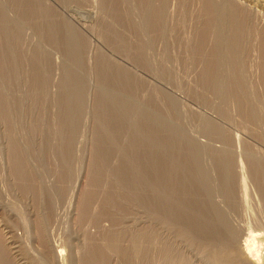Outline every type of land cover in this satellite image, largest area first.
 Here are the masks:
<instances>
[{
    "label": "rangeland",
    "instance_id": "1",
    "mask_svg": "<svg viewBox=\"0 0 264 264\" xmlns=\"http://www.w3.org/2000/svg\"><path fill=\"white\" fill-rule=\"evenodd\" d=\"M232 40L262 103L234 128ZM263 105L264 0H0V264H237L264 233Z\"/></svg>",
    "mask_w": 264,
    "mask_h": 264
},
{
    "label": "bare ground",
    "instance_id": "2",
    "mask_svg": "<svg viewBox=\"0 0 264 264\" xmlns=\"http://www.w3.org/2000/svg\"><path fill=\"white\" fill-rule=\"evenodd\" d=\"M150 16V15H149ZM212 24V23H211ZM218 24V23H217ZM134 25V24H133ZM237 29V28H236ZM239 29V28H238ZM147 30V29H146ZM217 32V31H216ZM232 32V31H231ZM242 32V31H241ZM238 34V33H237ZM229 38V37H228ZM234 38V37H233ZM232 38V39H233ZM242 38V37H241ZM237 39H239V38H237ZM207 41V40H206ZM233 41V40H232ZM235 41V40H234ZM233 41V42H234ZM241 42V41H240ZM216 43V42H215ZM231 43V42H230ZM256 43V42H255ZM240 44V43H239ZM221 45V44H220ZM238 42H234V43H231L230 45H228V50H229V57L231 58L230 60H229V62H231V63H229V69L227 70V79H226V91H227V98H228V103H229V108H228V118H229V120H230V126L232 127V128H234L233 126L234 125H236V124H234L233 125V123H236L235 122V120L237 119V121H238V118H239V121L238 122H241V123H245V121L246 120H248V118L252 115V116H255L254 114H253V112H255L256 113V111H258L257 109H260V110H262V108H261V106L260 105H262V103L260 104V102L258 103H256L257 104V107H254L253 105H252V98L254 97L253 96V92H251L250 91V87L252 86L251 85V76L250 75H248L247 74V72L244 70V69H246V68H244L245 66V64H246V62H245V64H243V62H241L242 61V59H241V57L239 58V54H242V51H241V49L240 48H237L238 46ZM203 46V45H202ZM250 46V45H249ZM225 47V46H224ZM243 47V46H242ZM216 48V47H215ZM128 49V48H127ZM223 50V49H222ZM215 51V50H214ZM206 55V54H205ZM222 55H224V54H222ZM228 55V54H227ZM243 56H244V54H243ZM203 59V58H202ZM215 59V58H214ZM241 59V60H240ZM249 59V58H248ZM205 60V59H204ZM218 60V59H217ZM245 61V60H244ZM77 62V61H76ZM222 62V61H221ZM205 63V62H204ZM223 63V62H222ZM77 64V63H76ZM205 65V64H204ZM217 65H218V63H217ZM225 65V64H224ZM163 70V69H162ZM247 70V69H246ZM250 70V69H249ZM165 72V71H164ZM221 72V71H220ZM225 72V71H224ZM250 71H248V73H249ZM218 74V73H217ZM252 75V74H251ZM76 76V75H75ZM169 76V75H168ZM254 76V75H253ZM72 78V77H71ZM203 78V77H202ZM209 78V77H208ZM253 78V77H252ZM69 79V78H68ZM78 81V80H77ZM82 81V80H81ZM130 82V81H129ZM74 84H76V83H74ZM83 84V83H82ZM218 84V83H217ZM252 84H254V83H252ZM223 85V84H222ZM76 86V85H75ZM225 87V86H224ZM223 87V88H224ZM255 87V86H254ZM253 87V88H254ZM119 88V87H118ZM252 88V87H251ZM252 88V90H254ZM204 91V90H203ZM206 94V93H205ZM223 94V93H222ZM256 93H254V95H255ZM203 96V95H202ZM211 98V97H210ZM219 98V97H218ZM214 99V98H213ZM212 99V100H213ZM219 101V100H218ZM64 102V101H63ZM254 102H256L255 101V99H254ZM253 102V103H254ZM223 105V104H222ZM175 106V105H174ZM256 106V105H255ZM264 106V105H263ZM85 107V106H84ZM76 113V112H75ZM258 113V112H257ZM225 114V113H224ZM223 115V114H222ZM261 114H259V116H260ZM256 117V116H255ZM251 118V117H250ZM260 119H262L261 117H259ZM260 119H258V120H260ZM181 120V119H180ZM264 120V119H263ZM263 122V121H262ZM207 123V122H206ZM229 123H228V125H229ZM83 124V123H82ZM203 124V123H202ZM214 124V123H213ZM217 124V123H216ZM239 124V123H238ZM237 124V125H238ZM246 124V123H245ZM239 125H241V126H243L244 127V124L242 125V124H239ZM238 125V126H239ZM237 127V126H236ZM235 127V130L236 129H238V128H236ZM220 128V127H219ZM230 128V127H229ZM242 128V127H241ZM244 129V128H243ZM257 129V128H256ZM211 130V129H210ZM233 130V129H232ZM247 130V129H246ZM140 131V130H139ZM230 130H228V132H229ZM237 131V130H236ZM240 131H243L242 129H240ZM233 132H234V130H233ZM230 133V132H229ZM220 134V133H219ZM156 135V134H155ZM175 136H176V134H174ZM232 135H234V133L232 134V132H231V134H230V141L232 142V140L233 139H231V137H232ZM140 136V135H139ZM236 136H237V133H236ZM235 136V137H236ZM172 137V136H171ZM239 138V137H238ZM235 139H237V138H235ZM240 139V138H239ZM238 140V139H237ZM146 142V141H145ZM193 142V141H192ZM236 142V141H235ZM233 144H231V146H232ZM235 145H236V143H235ZM225 148V147H224ZM228 148L230 149V150H232V147H230V144H229V146H228ZM235 148V147H234ZM184 149V148H183ZM204 149V148H203ZM226 149V148H225ZM178 150V149H177ZM209 151V150H208ZM235 151V150H234ZM224 152V151H223ZM261 152V151H260ZM187 153V152H186ZM234 153V152H233ZM174 154V153H173ZM202 154V153H201ZM224 154V153H223ZM188 155V154H187ZM190 155V154H189ZM222 156V155H221ZM257 156V155H256ZM197 157V156H196ZM263 157V156H262ZM192 158V157H191ZM189 159V158H188ZM197 159V158H196ZM203 159V158H202ZM173 161V160H172ZM190 161H191V159H190ZM206 161V160H205ZM159 162V161H158ZM161 162V161H160ZM194 163V162H193ZM209 163V162H208ZM199 164V163H198ZM173 165V164H172ZM224 165V164H223ZM219 166V165H218ZM137 167V166H136ZM176 167V168H175ZM238 167V166H237ZM236 167V168H237ZM161 168V167H160ZM173 168V170L174 171H176V173H177V171H185V170H183V168L182 167H178V165H176V166H173L172 167ZM171 168V169H172ZM224 169V168H223ZM241 169V168H240ZM227 170V169H226ZM236 170V169H235ZM192 171V170H191ZM198 171V170H197ZM237 171V170H236ZM187 172V171H186ZM186 172L184 173V174H186ZM183 173V172H182ZM188 173V172H187ZM238 173V172H237ZM214 175V174H213ZM138 176V175H137ZM171 176V175H170ZM221 176V175H220ZM157 177V176H156ZM204 177V176H203ZM207 177V176H206ZM222 177V176H221ZM234 177V176H233ZM153 178V177H152ZM159 178V177H158ZM161 178V177H160ZM262 178H263V176H262ZM62 179V178H61ZM142 179V178H141ZM209 179H211V178H209ZM237 179V178H236ZM171 180V179H170ZM206 180V179H205ZM227 180V179H226ZM159 181V180H158ZM185 181V180H184ZM207 181H208V179H207ZM211 181V180H210ZM178 182V181H177ZM238 182V181H237ZM160 183V182H159ZM204 183V182H203ZM261 183V182H260ZM258 184V183H257ZM262 184V183H261ZM171 185V184H170ZM217 185V184H216ZM153 187V186H152ZM189 187V186H188ZM226 187V186H225ZM150 188V187H149ZM186 188V187H185ZM184 188V189H185ZM197 189V188H196ZM168 190V189H167ZM230 190V189H229ZM163 191V190H162ZM227 191V190H226ZM165 192H166V190H165ZM176 192V191H175ZM205 192V191H204ZM231 193V192H230ZM229 193V194H230ZM180 194V193H179ZM191 194V193H190ZM241 194V193H240ZM184 195V194H183ZM222 195V194H221ZM212 196V195H211ZM175 197V196H174ZM221 197V196H220ZM224 197V196H223ZM168 198V197H167ZM173 198V197H172ZM180 198V197H179ZM56 199V198H55ZM148 199H149V197H148ZM162 199H163V197H162ZM192 200V199H191ZM194 200V199H193ZM192 200V201H193ZM226 200V199H225ZM232 200V199H231ZM166 201V200H165ZM178 201H180V200H178ZM241 201V200H240ZM239 201V202H240ZM151 202V201H150ZM184 202V201H183ZM85 203V202H84ZM179 203V202H178ZM177 203V204H178ZM204 203V202H203ZM242 203V202H241ZM240 203V204H241ZM184 204V203H183ZM182 204V205H183ZM190 204V203H189ZM194 204H195V201H194ZM208 204V203H207ZM158 205V204H157ZM160 205V204H159ZM172 205V204H171ZM179 206L181 205V203H179L178 204ZM185 205V204H184ZM193 205V204H192ZM203 205V204H202ZM168 206V205H167ZM241 206V205H240ZM254 206V205H253ZM172 207V206H171ZM178 207V206H177ZM176 207V208H177ZM193 207V206H192ZM230 207V206H229ZM149 208V207H148ZM180 208V207H179ZM188 208V207H187ZM199 208V207H198ZM227 208V207H226ZM234 208V207H233ZM167 209V208H166ZM182 209H185V208H183L182 207ZM189 209H190V207H189ZM189 209H187L188 211H189ZM193 209H194V207H193ZM192 209V210H193ZM213 209V208H212ZM221 209V208H220ZM225 209V208H224ZM229 209V208H228ZM174 209H172V211H173ZM178 210V209H177ZM198 210V209H197ZM231 210V209H230ZM180 211V210H179ZM186 211V210H185ZM246 211V210H245ZM260 211V210H259ZM181 212H182V210H181ZM181 212H180V214H181ZM193 212H196V211H193ZM202 213V212H201ZM209 213V212H208ZM175 214V213H174ZM184 214V213H183ZM193 214V213H192ZM196 214V213H195ZM247 214V213H246ZM194 215V214H193ZM198 216L200 215V214H197ZM226 215V214H225ZM258 215V214H257ZM158 216V215H157ZM181 216V215H180ZM186 216V215H185ZM184 216V217H185ZM187 216H189V215H187ZM203 216H204V214H203ZM202 216V217H203ZM206 216V215H205ZM214 216V215H213ZM219 216V215H218ZM183 217V216H182ZM220 217V216H219ZM229 217H230V215H229ZM256 217H258V216H256ZM173 218V217H172ZM189 218V217H188ZM187 218V219H188ZM222 218V217H221ZM221 218H218L219 220L221 219ZM235 218V217H234ZM243 218V217H242ZM186 219V220H187ZM194 218H192V220H193ZM262 219V218H261ZM209 220V219H208ZM212 220H213V217H212ZM188 221V220H187ZM200 221H201V219H200ZM199 221V222H200ZM205 221V220H204ZM210 221V220H209ZM209 221H205L206 223H208ZM221 221V220H220ZM220 221H218V222H220ZM213 223L215 222H217V221H212ZM224 222H226V221H224ZM229 222V221H228ZM233 222V221H232ZM238 222V221H237ZM259 222V221H258ZM183 223V222H182ZM211 223V222H210ZM209 223V224H210ZM214 223V224H215ZM197 224H199V223H197ZM231 224V223H230ZM241 224V223H240ZM239 224V225H240ZM193 225V224H192ZM200 225V224H199ZM204 225V224H203ZM205 225H207V224H205ZM211 226L210 227H207V226H202V227H197L196 228V232H197V235H198V237L199 238H205V239H209V240H211L213 243H215V245L218 247V245H222V246H224L225 248H226V250L227 249H230V248H233L232 250L233 251H235V248H236V246H235V240L232 238V236L231 235H233V233H231L230 231H232V230H229V228H227V227H223L225 230H223V229H221V228H215V226L213 227V228H211L212 227V223L210 224ZM217 225V224H216ZM219 225V224H218ZM222 225V224H221ZM243 225V224H242ZM201 226V225H200ZM261 226V225H260ZM185 227V226H184ZM221 227V226H220ZM58 228V227H57ZM189 228V227H188ZM261 228V227H260ZM184 229V228H183ZM239 229V228H238ZM242 231V230H241ZM240 232V231H239ZM235 234V233H234ZM251 237H252V240H257V238H259V240H264L263 238H264V233H255V234H251ZM262 238V239H261ZM247 239H250V238H247ZM247 239H246V241H247ZM252 240L250 241V240H248L247 242H245L244 243V245L242 244L241 245V243H240V245H239V248H238V250L237 251H235V252H237L236 253V256L237 257H235L234 259H236L237 260V264H264V256L260 253L261 252V250H260V252L256 249L255 250V243L254 242H252ZM258 242H260V241H258ZM218 244V245H217ZM258 244H260V243H258ZM259 246V245H258ZM258 246H256V248L258 247ZM221 247V246H220ZM165 248V247H164ZM222 248V247H221ZM225 248H223V249H225ZM219 249V248H218ZM237 249V248H236ZM231 250V251H232ZM232 251V252H233ZM62 252V251H61ZM228 252V251H227ZM259 252V253H258ZM225 254H226V252H225ZM223 255V254H222ZM211 256V255H210ZM225 256V255H224ZM231 256H233V255H231ZM228 257V256H227ZM226 257V258H227ZM64 258V257H63ZM233 258V257H232ZM221 259H223V258H221ZM227 259H229V258H227ZM233 259V260H234ZM209 260V259H208ZM216 260V259H215ZM224 260V259H223ZM230 260V259H229ZM236 260H235V263H236ZM219 262V261H218ZM225 262V261H224ZM230 262H231V260H230ZM230 262H228V264H230ZM234 262V261H233ZM232 262V263H233ZM60 264V263H59ZM212 264V263H211ZM219 264V263H218ZM234 264V263H233Z\"/></svg>",
    "mask_w": 264,
    "mask_h": 264
}]
</instances>
